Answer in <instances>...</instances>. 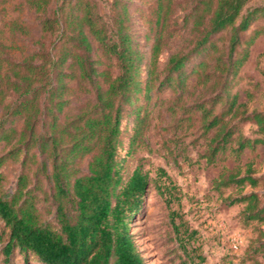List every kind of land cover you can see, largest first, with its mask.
<instances>
[{"label": "trees", "instance_id": "16d2710c", "mask_svg": "<svg viewBox=\"0 0 264 264\" xmlns=\"http://www.w3.org/2000/svg\"><path fill=\"white\" fill-rule=\"evenodd\" d=\"M183 1L197 11L190 13L195 40L188 50L171 53L157 71L167 20ZM249 1L155 0L148 75L142 79V54L129 31V0H113L117 10L111 17L99 12L95 0H0V221L7 229L6 255L18 248L26 260L32 255L44 264H146L131 221L143 204L150 176L136 165L124 177L117 148L127 103L134 113L129 147L142 141L153 89L174 91L166 109L168 124L179 134L198 125L207 135L202 153L206 161L227 149L238 157L246 148L264 145V109L248 110L238 92L230 93L249 46L264 33L263 26H256L246 38L241 36L264 18V0L254 5ZM26 11L35 14L39 42L53 37L52 47L45 44L27 52L33 33L21 14ZM222 31L228 34L218 45L215 36ZM96 48L114 62V76L98 67ZM205 48L209 57L193 68L201 86L189 87L182 68L192 52ZM74 81L89 101L85 109L68 115L67 94ZM141 95L143 101L138 102ZM236 117L253 120L258 135L240 132ZM168 140L172 136L165 137L164 144ZM86 157V170L81 171L78 164ZM9 161L20 162L21 171L15 188L6 190L3 166ZM159 170L170 179L164 168ZM251 172H229L214 183L250 185L251 190L230 197L229 203H244V219L264 221V199L253 189L259 180ZM43 179L49 184L44 199L52 206L53 220L44 217L38 205ZM170 186L164 184L163 189L171 195ZM170 218L179 233L174 210Z\"/></svg>", "mask_w": 264, "mask_h": 264}, {"label": "rangeland", "instance_id": "374dc122", "mask_svg": "<svg viewBox=\"0 0 264 264\" xmlns=\"http://www.w3.org/2000/svg\"><path fill=\"white\" fill-rule=\"evenodd\" d=\"M95 1L99 12L105 16L111 17L117 10L114 8L113 0ZM129 1L131 3L129 31L133 43L142 54L140 77L145 79L148 75L153 42L148 30L152 23L151 19L155 17V0ZM260 1L250 0L248 4L254 5ZM193 5L181 2L177 5L173 18H168L162 36L157 71L162 70L171 53L178 50L186 51L192 46L195 36L190 29L193 21L191 14L197 12ZM186 13L189 15H185ZM21 14L29 24V32L33 33V37L28 40L27 52L39 49L42 45L52 47L53 37L49 39L46 37L43 44L37 39L40 30L36 26L37 19L33 11ZM256 26L264 27V18L255 21L242 33V38H246ZM227 34V31H222L220 35L215 36L218 45L225 42ZM94 45L96 47V44ZM248 49V58L233 78L230 93L238 92L239 100L246 103L248 110L264 109V33L256 37ZM93 53L98 59V67L109 69L114 76L117 72L114 62L106 58L100 48H96ZM207 53L206 48L200 52H192L183 66V75L189 87L194 84L197 89L200 88L201 84H198L197 73L193 68L200 60L209 57ZM100 80L105 86L103 76ZM197 93L196 91L195 95ZM173 97L174 91L169 87L151 91L148 104L150 122L143 133L142 141L132 148L129 147L134 120V113L130 111L133 108L132 104L127 103L124 106L121 120V142L117 148V157L122 159L124 177H127L136 165H141L150 176L143 204L131 221V231L145 263L264 264V221L244 219L242 214L244 203H229L230 197L247 192L252 187L246 185L240 188L234 184L216 187L214 183L221 175L229 172L243 174L251 168V173L259 180L253 189L264 199V145L258 143L253 148H246L238 157L229 153L227 149L216 160L206 161L202 153L206 149L207 135L202 134L198 125L179 134L180 131L168 124L170 112L166 106ZM67 98L65 113L68 115L85 109L89 101L88 95L78 88L75 81ZM141 101L142 95L138 102ZM1 109L0 105V111ZM234 121L237 129L243 134L251 138L258 135L254 132L256 123L253 120H241L240 117H236ZM211 134L208 133V136ZM168 136L173 138L171 141L168 140L169 147L165 145L168 143L163 142ZM86 162L87 157L80 160L78 166L81 171L86 170ZM159 168H164L170 179L161 175ZM3 169L5 171L3 186L6 190H11L15 188L21 164L18 161H9ZM41 183L42 189L37 190L41 198L38 199V205L44 217L53 220L52 206L44 199V192L48 190L49 184L45 179ZM164 184L171 185V195L164 191ZM171 210L175 211L174 222L179 225V233L173 227ZM6 238L7 229L0 221V264H44L32 255L26 260L18 248L6 255L3 252Z\"/></svg>", "mask_w": 264, "mask_h": 264}]
</instances>
